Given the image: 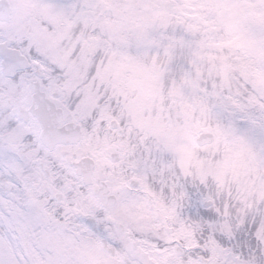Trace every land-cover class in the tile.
Wrapping results in <instances>:
<instances>
[{"label": "snow or ice", "instance_id": "snow-or-ice-1", "mask_svg": "<svg viewBox=\"0 0 264 264\" xmlns=\"http://www.w3.org/2000/svg\"><path fill=\"white\" fill-rule=\"evenodd\" d=\"M0 264H264V0H0Z\"/></svg>", "mask_w": 264, "mask_h": 264}]
</instances>
